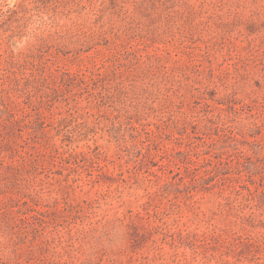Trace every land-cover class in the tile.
I'll return each instance as SVG.
<instances>
[{
	"label": "rangeland",
	"instance_id": "rangeland-1",
	"mask_svg": "<svg viewBox=\"0 0 264 264\" xmlns=\"http://www.w3.org/2000/svg\"><path fill=\"white\" fill-rule=\"evenodd\" d=\"M0 264H264V0H0Z\"/></svg>",
	"mask_w": 264,
	"mask_h": 264
}]
</instances>
